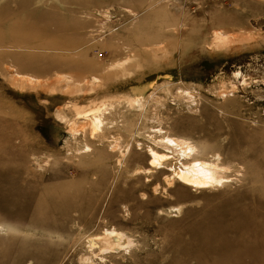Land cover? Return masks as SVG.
I'll use <instances>...</instances> for the list:
<instances>
[{
	"label": "rangeland",
	"instance_id": "rangeland-1",
	"mask_svg": "<svg viewBox=\"0 0 264 264\" xmlns=\"http://www.w3.org/2000/svg\"><path fill=\"white\" fill-rule=\"evenodd\" d=\"M131 92L145 108L116 101L106 138L69 131L73 107ZM158 127L231 182L166 194L132 174ZM115 140L144 154L121 167ZM113 228L133 244L101 261L88 240ZM83 255L264 264V0H0V264Z\"/></svg>",
	"mask_w": 264,
	"mask_h": 264
},
{
	"label": "bare ground",
	"instance_id": "bare-ground-1",
	"mask_svg": "<svg viewBox=\"0 0 264 264\" xmlns=\"http://www.w3.org/2000/svg\"><path fill=\"white\" fill-rule=\"evenodd\" d=\"M54 21V24H58L60 23V18L56 17L54 18ZM216 34L217 33H215V35ZM235 75L239 77V75H241L240 71L235 72ZM58 79H63L64 83H74L71 78L65 75H61V77L59 75ZM92 79L89 81L94 84L97 78L92 77ZM92 86L93 85H91V87ZM131 93H133L131 96H127V94H125L123 97L118 99L117 97L105 98L102 101H92L90 102L91 104L87 103L78 108L73 107L72 110L74 109V118L66 123L69 127V131L72 129V133L75 131V133L79 131L84 133L88 132V136H90V138L94 141H101L102 138H106L105 128H111V125L107 127V124L109 123L107 122L106 115L111 114L112 110L116 108L115 106L118 103L116 101H119L122 98L123 100H127L131 106L137 105L141 109L145 108V102L141 93ZM154 95H156V93L155 91H152L150 93V97ZM154 131L159 135L156 137L148 136V142L150 145H148L146 149V154L149 157L147 161L149 166L145 167L143 165H138L133 170L132 174L142 173V175H145L147 178L152 176V174L158 178H161L162 176V179L167 185V187L164 188L166 194H169V187L177 185L185 186L186 188L206 190L222 187L231 182L229 176L230 170L228 167L221 164L219 158L213 160L204 158L200 159L199 149H197V147L191 144L188 140L170 135L163 131L160 127ZM140 136V133H137V137ZM170 141L171 143H169ZM113 143L115 144L111 145V149L120 150V157L117 158V163H119V166L121 167L125 166V162L127 161L129 154H131L130 157L132 159L144 154L141 148L142 144L140 142H137V147L139 146L138 151H133L132 143L126 144L123 149H121L123 145L119 143V140H115ZM89 149L90 148L87 146L82 152L90 151ZM157 185L159 186V184ZM158 203L161 204L160 202ZM179 209L180 208L178 206L177 210ZM160 211L163 210L160 209ZM88 243V249L91 254L99 257L101 261H104V254H114L124 249L128 250L133 244V241L123 232H119L113 228L112 230L106 229L101 235L89 238ZM95 249H97V252H94ZM80 262L81 264H98L91 256L86 255L81 257Z\"/></svg>",
	"mask_w": 264,
	"mask_h": 264
},
{
	"label": "snow or ice",
	"instance_id": "snow-or-ice-1",
	"mask_svg": "<svg viewBox=\"0 0 264 264\" xmlns=\"http://www.w3.org/2000/svg\"><path fill=\"white\" fill-rule=\"evenodd\" d=\"M169 143H171V141Z\"/></svg>",
	"mask_w": 264,
	"mask_h": 264
}]
</instances>
